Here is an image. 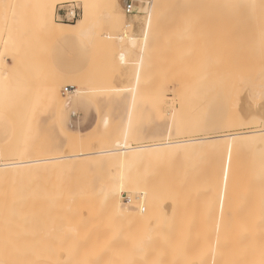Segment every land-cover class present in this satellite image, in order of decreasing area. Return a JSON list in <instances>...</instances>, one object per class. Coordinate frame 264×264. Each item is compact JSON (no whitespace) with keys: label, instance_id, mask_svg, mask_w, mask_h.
<instances>
[{"label":"rangeland","instance_id":"obj_1","mask_svg":"<svg viewBox=\"0 0 264 264\" xmlns=\"http://www.w3.org/2000/svg\"><path fill=\"white\" fill-rule=\"evenodd\" d=\"M127 2L134 5L135 12L132 15H125L123 11ZM35 3L36 0L12 1L13 7L10 5L8 9L11 14L10 22L8 21L9 24L7 23V25L6 23L0 25V29H3V25H5L3 31L0 30V35L2 34L0 46L7 44L5 40L9 38V34L6 35V31L7 33L10 32L12 41H14L10 52L5 50L6 47L0 49V163L14 162L25 157L50 158L66 154L71 155L78 153L79 150L89 153L88 156L81 158L82 165L76 170H45L28 174L20 179L19 183L9 185L20 190L25 189L28 192L29 198L25 202L26 205L28 204L27 207L23 204L24 207L21 206L17 209L21 211L20 213L26 212V217L28 213L29 218L35 217L33 221L36 217L37 219L40 218L41 221L36 219V222H39L36 224L40 226V228L37 226V229H43L41 226L43 227L47 221H51V224L47 223L49 226H44L48 232V229L59 228L60 225L58 224L63 223H55V220L58 219L59 222L61 217H63L61 219L66 218L65 220H68L69 209H78L77 205L80 201L78 200V202L76 198L79 197L78 191L81 192L80 189L97 190L102 184L112 186L110 178L112 174L118 171V166L107 155L90 153L110 146V144L113 145V142L119 143L120 134L127 121L129 99L137 66L140 68V78L130 120L129 138L133 146L164 142L166 132L171 125L173 137L171 141L242 133L260 127L261 123L258 119L264 116V38L260 40V35L264 32V24L256 23L254 20L253 0H91L88 24L82 29L75 27L67 35L59 38L51 37L47 29L36 24L33 11ZM73 8L80 11V17L77 21L82 20L83 3L79 0L57 3L54 6L53 20L57 24L76 25L77 21L63 22L57 17L58 10ZM15 11L17 12L15 13ZM148 11L151 14V27L150 33L145 35L143 26ZM65 36L70 38H62ZM143 46L144 50L142 49ZM1 72H4L5 75H1ZM51 89L57 91L60 100L70 104L61 115L52 110L53 107L47 96ZM176 93L177 95H175ZM221 143L225 148L228 145V140H223ZM254 143L255 141H244L240 137L235 139L231 150L233 159L230 163L232 162V165L229 167L231 179L230 177L227 178L224 184L225 188L221 191L222 197L213 209L214 216L210 219L203 217L205 225H201V217L198 214L193 216L192 211H190L189 232L191 233L192 230L194 236L189 234V238H187L190 239L192 236L194 239L191 240L195 243L199 239L196 236L199 235L202 243L205 242L207 246L202 245L201 240H198L199 242L196 241V243L200 245L190 242L191 248L195 247L201 250L200 247H196L201 246L203 250L198 251L200 255L204 254L203 256L209 260L213 258L215 263L220 261L219 259L223 255H225L224 258H221V261L225 262L223 264H231L229 262L239 260L240 257L239 253L235 254L236 251H231L233 247L230 242L232 241H227L229 244L225 245L227 248L231 246L229 250V248L222 247V245L220 247L216 243H212L213 246H210L208 245L211 243L210 239H204L208 236L210 229L214 227L213 222L217 212L218 214L223 211L227 213L219 229H227V233L239 237L241 241L239 252L250 253L253 250L264 249V247L252 246L253 242L264 245V149H260L257 143ZM224 153L226 154L225 151ZM219 155H215L208 148L202 149L190 145L186 153L169 155L166 157L167 159L158 161V164H155L159 171L155 168L157 174L150 183L151 193L153 194L155 191L153 195L158 194L160 189L165 187L169 196L174 195L177 186H188V176L208 183L213 174H219L221 163L228 158L227 156L226 158L223 157L225 156L223 153ZM218 160L220 164L216 169L213 167V163ZM227 160L229 162V159ZM227 160L224 161L226 164L222 163L224 168L227 167ZM178 169L181 176L178 174ZM132 171L138 172V167L132 168ZM173 176L176 178L175 182L172 181ZM233 180L234 192H230L227 187L231 185ZM89 195H87L88 198ZM53 196L59 198L60 203L57 199L54 201ZM72 197H76L74 202ZM122 201H128L127 194L122 195ZM166 204L168 208V202ZM170 205L166 212L172 210V203ZM55 206H57L58 211L59 208L61 210L60 215L58 214L60 217L56 216V212H53ZM95 206L92 205L90 211L92 209L94 219L92 226L96 227L90 225L92 229L90 228L91 231H88L90 233L87 236L92 241L94 237L99 238L100 232H102L100 227L103 223L99 225L100 223L97 222H101L104 218L100 217L102 211L100 206L98 204ZM175 210L173 209V211ZM49 212H53L50 219H48ZM71 212L73 213L74 210ZM177 213L174 212V214ZM169 214L167 213V217L164 218L170 221L162 216L165 220L163 226L160 225L163 219L161 220L158 215L160 217L158 219L161 221L157 226L160 225L159 227L165 228L164 231L167 230L165 233L169 235H165V237L169 241L173 240L172 243L175 241L174 245H169L170 248L168 249L171 251L161 249L156 245H153L155 247L147 245V247L153 248V251L156 248L154 252L149 249L151 252L148 254L149 257L147 256L149 250H144V247L139 249L137 247L132 250L133 247L130 242L128 243L129 246L126 244L132 239L134 241L136 237L139 238L138 235L136 237L133 235L134 238L130 239L131 233L124 234L120 231L126 238H129L131 234L128 240L125 238L126 245H122L123 242H121L120 251L116 250L120 256L122 252L123 257L118 258L120 256L115 252L117 261L120 259V262L116 263L114 251L111 250L112 247L114 250L116 247L120 248L116 243L115 246H110L109 250L112 255H108V249H106L108 247H101L102 250L100 248L99 253L96 247L93 248L96 250V252L93 250V254L98 259L93 255L88 264H98L95 263V260H97L96 262L102 260L104 251L107 257L111 255V259L114 261L109 257L108 259L111 260V263L113 262L112 264L114 262L124 264L126 263L125 260H128L127 258H132L131 261L133 259L139 260V256L143 255L144 252H146L147 261L150 258L148 264L151 260L153 264H172V262H175L173 264L177 262V264L181 262H183L181 264H188V256H183L184 252L192 255L197 250L192 248L187 251L189 240L183 236L184 233L187 234L185 236H188V230H186L187 233L185 231L182 233V228L177 227V225L182 224L176 223V217L179 216L173 214L175 216L173 219L172 212ZM44 215L45 218H43ZM158 216L153 219L156 220ZM42 219H45V224ZM105 219L112 223H107L108 225L111 224L109 228L117 226H115L116 220L113 222L114 219L110 215ZM138 220L135 223H139ZM152 221L147 222L155 227L156 223L154 224V221L151 223ZM167 222L171 228H168ZM203 225L204 227H202ZM46 227L49 228L46 229ZM62 227V232H64V223ZM104 227L106 228V226ZM153 227L150 228V234L152 233L154 237L156 235L153 233L155 231H152ZM61 228L59 230H62ZM137 228L133 230L135 231ZM201 228L204 230L201 231ZM140 229L142 230V228ZM52 230L47 234L52 233L51 235L56 241L59 240L57 239L59 237L64 243L66 242L65 245L61 243L63 245L61 249H70L71 247L68 246H70L71 240L68 242V239L77 233L69 235L66 234V232L68 233L66 231L60 235L61 232L58 234V232H54L56 229ZM137 231L139 230L137 229ZM161 231L158 232L159 234L156 231L158 238ZM174 231L178 232L174 233ZM93 232L94 234H92ZM179 232L182 233V238H180ZM30 235L32 236V234ZM49 235L47 236L50 237ZM210 235L214 237L216 234L212 235L210 232L209 237ZM35 236H32V239ZM30 238L29 236V240ZM51 238H46V242H42L43 248V244H45V250L48 248L50 240L52 241L50 246L53 244V238ZM76 238L78 239V236ZM76 238L73 240L74 242L77 240ZM95 238L94 241H96ZM254 238L257 240L254 241ZM178 240L180 245H178ZM183 240L186 244H183ZM37 241H35L36 244ZM56 241L54 242L55 247ZM33 242L31 243L33 244ZM184 245V249L181 250ZM214 245L216 248L219 247L218 250L223 248L220 253L217 251L220 255L214 254V251L209 253L214 249ZM43 248L42 250H44ZM216 248L215 250H217ZM61 249L60 251H64ZM160 249L161 251L164 250L162 254ZM194 249L195 251H193ZM206 249L209 252L206 251L205 253ZM224 249H227L231 256L227 258V252L222 254L226 251ZM141 250L143 253L140 252ZM132 251L136 252L137 256ZM180 252L183 255H180L181 258L178 261ZM197 253L193 254L198 255L199 253ZM127 254L128 257L124 258ZM196 255H194L195 258L193 256L195 260H197ZM157 257L159 261L163 259L162 263L158 261ZM171 257H173L172 260ZM174 257L177 259L176 261ZM200 257L198 262L201 264L214 263H209V260ZM104 258L106 260V257ZM144 258L146 257L143 255ZM193 258L192 256L189 257L190 264H199L197 261L195 263ZM108 259L106 260L107 263L109 262ZM122 259H125L124 262ZM143 259L140 258L139 261L141 262ZM147 261L143 264H147ZM207 261L209 262L207 263ZM101 262L106 264L104 259ZM133 262L128 261V263L135 264V261ZM221 263L218 262L217 264Z\"/></svg>","mask_w":264,"mask_h":264},{"label":"bare ground","instance_id":"obj_2","mask_svg":"<svg viewBox=\"0 0 264 264\" xmlns=\"http://www.w3.org/2000/svg\"><path fill=\"white\" fill-rule=\"evenodd\" d=\"M12 1L14 2V0H0V18H1L0 25L4 24V23H6V25H7L8 21L11 19L10 18L11 14L9 13L8 9H9V6L11 5ZM66 1H70V0H36L34 10H33L35 13L36 24L39 27L47 29L50 36L53 38H59L61 36L67 35L68 32L72 31V29L75 27H81V29H82L89 22L91 0H79L83 3L84 14H83L82 20L77 21L76 25L57 24L53 20L54 6L57 3L66 2ZM72 1H75V0H72ZM252 6H253L252 7L253 8V15L255 16V18H254L255 22L261 23L263 25L264 24V0H253ZM16 12L17 11H15V13ZM144 22H145L144 26H143L144 27V34L147 35L148 33H150V27H151V14L149 11L145 15ZM4 26L5 25H3V29H4ZM6 27L8 28V26H6ZM3 29L1 28L0 30L3 31ZM7 34H9V38H7L5 40V42L7 44H4V45L2 44L0 46V49H4L6 47L5 50L7 49L8 52H10L12 42H14V41H12L10 32L7 33V31H6V35ZM263 36H264V32L262 35H260V40L264 38ZM3 40H4V38H3ZM263 42H264V40H263ZM142 49L144 50V46ZM3 74H4V72H1V75H3ZM139 78H140V68H139V66H137L135 76H134L132 91H131V97L129 99V109H128L127 116H126L127 121H126V125H125L124 129L122 130V132L120 134L119 143L115 144L113 142V145L110 144V146L100 148V150H98L94 153H90L93 155H107L110 157V159H112L116 163V165L118 166V171L115 174H112V176L110 178V182L112 183V186H108L107 184H102V185L100 184L101 186H99L97 188V190H88V191H86L82 187L84 190L80 189L81 192L78 191L79 197L78 198L75 197L77 199V201L78 200L80 201V202L78 201L79 202L77 205L78 209L72 208V210L69 209L70 211H68L67 216L72 215V217L69 216L68 220H65L66 218L61 219V218H63V217H61L59 219V222H58V219L55 220L56 222L53 220L55 223L63 222L65 228H64V232H62L63 231V229H62L63 223L62 224L60 223L58 225H60L59 228L62 227L61 228L62 230H59V228L53 227V228H50L51 231H53L52 229H54V230L56 229V231H54V232H56V233L58 232V234H59V232H61L60 235H63L66 231H68V233L66 232V234H69V235L70 234L73 235L74 233H77V235L72 236V238L70 236L69 237L70 239H68V242H70V240H71V244H69L70 246H68V247H71L70 249H67V250H65V248L61 249V248H63V245L66 244V242L64 243V241L61 240L59 237L57 239H59L60 241L59 240L56 241V239L53 238L54 236L52 237V235H51L52 233H49L50 235L47 234L48 232H51V231L48 229L49 227H46V229H48V232H46V230L44 229L45 228L44 226H46L47 223L51 224L50 223L51 221L46 222L45 219H42V220H44L43 223L45 224V222H46V224L43 225V227L41 226V228H43V229L39 230V229H37L38 227L40 228V226L37 225V224H39V222H36L37 217L33 221V218H35V217L29 218L28 217L29 213L27 214V217L25 215L26 212H22L23 214L20 213L21 211H19L17 208H21V206L24 207V205H26L25 202L29 198L28 192L25 189L20 190V189H17L15 187H11L9 185L12 183L13 184L19 183L18 181H20V179L24 178L28 174L43 172L45 170H56V171L66 170V169L76 170L78 167H81V165H82L81 158L84 156H88L89 153L79 150L78 153L71 154V155L66 154V155H60V156L50 157V158L49 157H46V158L45 157H43V158H36V157L26 158L25 157V158H21L20 160H17L14 162H1L0 163V264H88L91 262L92 256L94 255L93 250L95 252L97 250V252H98L101 247H104V248L108 247V248H106V249H108V255L109 254L112 255V253L110 252L109 249L111 248L110 247L111 245L115 246L116 243H118L117 246L119 245L120 248L116 247L117 249L115 248V250H114V248L112 247L111 250L113 249V251H114L113 254H115L116 263H119L120 259L118 260L119 261L118 262L117 258H116V253L118 254V252H116V250L120 251L121 242H123L122 245H126V244L128 245V243L130 242V245L133 247L132 250H134L137 247H138L137 249H139L140 247H142V248L144 247V250L145 249H147V250L152 249L151 252H154V251H156V248H154V251H153V248H151V247H155L153 245H156V246L160 247L161 249L163 248V249L169 250L168 249V248H170L169 245H171V244L174 245L175 241H174V243H172L173 240L169 241L165 237V235L166 236L169 235V234L167 235L165 233L167 230L164 231L165 228L163 229L162 227H159L161 224L163 226V223L165 221L164 219H166L164 217L166 216L167 213L169 214L170 212H172V215H173L174 212L175 213L178 212L177 214H174V215L179 216L181 219L179 217H178L179 219L176 217L177 221L176 220L175 221H176V223L179 222L178 224H182V225H177V227L180 226V229L181 228L183 229V231L181 229L182 233H184V231L186 232V230H188V236H185V235H187L185 233L183 236V238L186 237V239L189 238V234H192V230H191V233L189 232V229H190V218H189V216L191 214L190 211H192L193 216L198 214L201 217V220H200L201 225L202 224L205 225V223L203 221V217L205 219H210L212 216H214V210H213L214 206L221 199V197H222L221 191L223 188H225L224 184L226 183L227 178L230 177L229 167H231L232 162L230 163V161H232L231 159H233V155L231 157V152H232L231 150L233 149L235 139L237 137H240L244 141H250V140L255 141V143H257V145L260 149H262V148L264 149V116H262L258 119L259 123H261L260 127L258 129H253V130L242 132V133L238 132V133H230V134L215 135V136H204L202 138L179 140V141H175V140L171 141V139H173V137L171 135V132H172V125H171L169 127V130H167V132H166L164 142L152 143V144H150V143L149 144H139V145L133 146L129 140V138H130V120L132 117V110H133L134 103H135L136 96H137V87H138V83H139ZM65 90L68 91V89H65ZM178 93H179V91H178ZM175 95H177V93ZM47 96H48V99H49V101L53 107L52 110H54L58 114V109L61 106L63 101L60 100V97L58 96L57 91L54 89H51L48 91ZM56 117H57V115H56ZM226 139L228 140V145L224 148V146H222L221 141L226 140ZM190 145H194V146H196L198 148H202V149L208 148L215 155H217V154L222 155V153H223L225 155L223 157L226 158V156H227L228 157L227 159H229V162L225 158H224L225 160H223V162L227 160L226 166L228 168L227 167H226L227 169L224 168L223 164H222L223 162H222L221 163V170L219 171V174L218 173L213 174L212 178L208 181V183L204 180H203L204 182L203 181L201 182V181H198V180L188 176V186H186V185L177 186L174 195L169 196L165 187H162L160 189V191L158 192V194L155 193V195H153L155 191L153 192V194L151 193L152 188H150V183L152 182L153 178L156 177L155 175L157 174V173H155V168L157 166L155 163L158 164V161H161L162 159L168 157L169 155L170 156L171 155H180V154L186 153L188 151ZM224 151L226 152V154L227 153L228 154L226 155L224 153ZM219 164H220L219 160L215 161L213 163V167L217 169V166H219ZM136 166L138 167V172L134 173V171H132V168H135ZM163 168H164V166H163ZM179 171L180 170L178 169V174H179ZM185 171H187V170H185ZM179 176H181V175L179 174ZM175 177H176V175H175ZM175 177L172 179L173 182L176 181ZM230 179H231V177H230ZM233 184H234V180L232 181L231 185L227 187V189L230 192H234L233 191L234 190ZM173 186L175 188L174 183H173ZM124 193L127 194V197H128L127 202L122 201V195ZM88 194H90L89 198L87 196ZM73 198L74 197H72V200L74 202V200H76V199L75 198L73 199ZM53 199H55L54 201H56L57 198H54V196H53ZM82 199H84V200L81 202ZM87 199L89 200V203H88ZM57 201H59V198L57 199ZM85 201L87 202L86 205H85ZM94 202H95V204H94ZM167 202L169 205L168 208H167V204H166ZM59 203H60V201H59ZM71 203H72V201H71ZM75 203H77V202L75 201ZM90 203H91V205H90ZM171 203L173 206L172 210L170 212H169V210L166 212V209H169V207L171 206L170 205ZM96 204H98L100 206V209L102 210L100 213L101 215L99 214L100 217H104L101 222H97V223H100L99 225H101L103 223V225L106 226L107 229L102 225L100 227L101 228L100 231H102V232H100V235L101 234L102 235L101 236L99 235L98 239H96L94 237L96 241H94V238L92 241V239L90 240V238L87 237L88 233H90L88 231L89 230L91 231L92 227H96V226H92L94 219L92 217L93 213L91 212L92 209L90 211V207L92 205L95 206ZM27 205L25 207H27ZM86 207H88V208L85 209ZM95 207H97V206H95ZM56 208H57V206H55V211H53V210L52 211L56 212V216H59L61 213L60 212L61 210L59 208V211H58V209H56ZM68 208H71V207H68ZM51 209H52V207H51ZM173 209L174 210L176 209V210L173 211ZM73 210H74V212L72 213L71 211H73ZM57 211H58V213H57ZM185 211H187L188 213ZM53 212L48 213V214H50V216L48 215L49 216L48 219H50L51 213L53 214ZM99 212H100V210H99ZM157 213H159V214H157ZM94 214H95V212H94ZM107 214L110 215L114 219L113 222H115V220H116V222L123 224L124 226L118 225L115 222V226L116 225L117 226L114 228L113 227L109 228V226L112 223L107 221V219H105L106 217H108ZM41 215H42V212H41ZM158 215L161 217V220L163 218L164 219L162 221L159 220L160 217ZM169 215H171V214H169ZM169 215H168V217H169ZM174 215L172 216L173 219L175 218ZM155 216H158V217H156L157 222L155 219H153V218H155ZM162 216H163V218H162ZM226 216H227V213L225 211H223L220 214H218V212H217L215 220L213 222L214 227L210 229V232H212V235L213 234H216V235L214 237L210 235V237H209V234H210V232H209V234H207L208 236L206 235L207 237H204V239L205 238L210 239L211 243H209V244L207 243V244L210 246H213L211 244L216 243L220 247L222 245V247L224 246L225 248H227L225 245H228L229 244L228 242L232 241V242H230V245H232L233 249H231L230 245H229L230 248L229 247L228 248H229V250L231 249L232 252L236 251L235 254L239 253L240 255L239 254L238 255L240 257H239V260H236L237 262L231 261L229 263H231V264H236V263L237 264H264V249L258 250V251L253 250L250 253L239 252L238 250L240 249V242H241L239 237L237 235L227 233V229H222V230L219 229V226L222 223V220L224 218H226ZM43 218H45V215ZM38 219L40 220V218H38ZM90 219L93 221H91ZM134 219H136V220L139 219L137 221L139 223H135L136 220H134ZM63 220H65V221H63ZM144 220H146V221H144ZM149 220H151V221L155 220L154 221V224L156 223L155 227H153L152 224L151 225L148 224V223H150V222H147ZM166 220L170 221L168 219H166ZM180 220H181V222H180ZM153 221L151 223H153ZM160 221L162 223H160ZM31 222H33V223L31 224ZM133 222H134V224H132ZM34 223H35V225H34ZM107 223H111V224L108 225ZM158 223H160V225L157 226ZM167 223H168L167 224L168 228H171L169 226V222H167ZM183 223L186 226H184ZM99 225H97V226L99 227ZM132 225H134V226H132ZM139 225H141V226H139ZM204 225L202 227H204ZM33 226H35V227H33ZM47 226H49V225H47ZM120 226H122L123 229ZM128 226L129 227L131 226V227L129 228ZM151 226L153 227L152 231H155L153 233H155V235L157 237L156 236L153 237L152 233L150 234ZM164 226H166V224H164ZM174 226H176V225H174ZM55 227H57V225ZM187 227H188V229H187ZM102 228H104V229H102ZM124 228H126L127 230H125ZM134 228H137L139 231H137V229H135V231H134L133 230ZM140 228H142V230ZM173 228L175 230H178L175 227H173ZM217 228H218V230H217ZM162 229H163L164 233L161 231ZM166 229H167V227H166ZM37 230H38V232H37ZM202 230H204V229L201 228V231ZM206 230L207 229L205 228V231ZM43 231H44V233H43ZM120 231L123 232L124 234H127V232L131 233L132 234L131 238H130L131 234L130 235L128 234L130 239H132L133 235H135V237H136V235H138L139 238L136 237L134 241L132 239L133 242L128 241L125 244L124 241H125L126 237L124 234H121ZM132 231H134V232L132 233ZM142 231H144V232H142ZM156 231H157V234H159L158 232L161 231L159 238H158V235L156 234ZM175 232H178V231H174V233ZM181 232H179L181 234L180 238H182ZM179 233H177V235H179ZM30 234H32V236H35V235L36 236L32 239V236ZM46 234L49 235L50 237H48ZM92 234H94V232ZM128 235H126V236H128ZM29 236L31 237L30 240H29ZM76 236H78V239L76 238ZM141 236H142V238H141ZM174 236L176 237L175 234H174ZM192 236H194V235L192 234ZM192 236H190V239H188L189 242L187 244H188L189 248L187 247V249H188L187 251H190V249L195 248V247L191 248V243L194 242L191 240V239H194V238H192ZM39 237H40V240H39ZM41 237H43V239H41ZM44 237H46L47 239L51 238V237L53 238V244H52L53 246L52 245L50 246V243H52V241L50 239H49L50 241L48 240L49 241V243H48L49 246L47 248L48 250L47 249L45 250V244H43L44 248L42 247V242L43 241L46 242V238H44ZM170 237H172V236H170ZM175 237H174V240H176ZM196 237H199V239L196 238L199 241L201 240L199 235ZM35 238H36V240H34ZM63 238H64V236H63ZM75 238L77 240L74 242L73 240H75ZM129 238L127 237L126 239L128 240ZM169 239H171V238H169ZM177 239H179V238L177 237ZM202 239H203V237H202ZM204 239H203V241H204ZM54 240L56 241V247H55V243H54L55 241ZM198 240H196V241L199 242ZM256 240L257 239L254 238V241H256ZM32 241H34L33 244L31 243ZM35 241H37V244L35 243ZM184 241L185 240H183L182 242H184ZM196 241L193 244L198 245L199 243L197 244ZM40 242H41V244H40ZM57 242H59V243H57ZM252 242H253V239H252ZM200 243H202V240ZM38 244H39V246H38ZM48 244H46V245H48ZM140 244H141V246H139ZM183 244H186V242H184ZM203 244H205V242L202 243V245ZM32 245L35 248H33ZM60 245H61V247H60ZM147 245H150L151 247L150 246L147 247ZM178 245H180L179 240H178ZM195 245H193V246H195ZM40 246H41V248H40ZM204 246H206V244ZM252 246L253 247H256V246L264 247L263 244H259L256 242H253ZM95 247L97 248L96 250L93 249ZM145 247H147V248H145ZM184 247H185V245L183 246V248L181 250H183ZM196 247H200L199 249L203 250V248L201 246H196ZM42 248L44 250H42ZM175 248H177V246ZM210 248H212V247H210ZM215 248L216 247L214 245V249L210 252H209V250H207L209 248H207L205 250V253H206V251L209 253L214 251L213 252L214 254L215 253L218 254L221 252L220 250L223 249V248H221L218 250L219 247H217L216 248L217 250H215ZM60 249L64 250V251H60ZM157 249H159V248H157ZM161 249H160V251H161ZM195 249L193 251H195ZM227 249H224L226 251L222 252V254L223 253L225 254V252H227V254H228ZM33 250H34V252H33ZM101 250H102V248H101ZM126 250H128V249H126ZM196 250L197 251L193 252V253H197L198 251L201 252V250H198V248ZM162 251H164V250H162ZM162 251L160 252L161 254H162ZM169 251H171V250H169ZM217 251H219V252L217 253ZM140 252H142V250ZM140 252H138V253L140 254ZM147 252H148L147 256L150 257V255H148L149 253L151 254L150 250ZM200 252H198L199 254L197 253L199 256L196 254H193V253L191 255L188 252H184L185 253L184 255H183V253L180 252L179 256L181 254L183 256L186 255L185 257L188 256L187 261H188V264H190L191 258L189 259V257L192 256V258H193V256L196 255L197 260L194 259L195 256H194L193 260H195V263H196V261H197V263H199L198 262L200 260L199 257L200 256H201L200 258L204 257L203 256L204 254L200 255ZM132 253L136 255V252L134 253V251H132ZM187 253H188V255H187ZM122 254L123 253L121 252V256H120V253H119L118 256H120V257H118V256L117 257L118 258L123 257ZM139 254H138V256H139ZM145 254H146V252L143 253L144 257H146V258L143 259L142 254H141L142 257L141 256H139V257L142 258L143 260L146 259V261H147V256ZM175 254H177V253H175ZM214 254H213V256H214ZM233 254H232V256H233ZM111 255H110V257L108 256L110 259H111ZM129 255H130V253H129ZM132 255H131V257H132ZM163 255L165 256V254H163ZM163 255H162V258H163ZM218 255H220V254H218ZM179 256H178V261H180L179 258H181V256L180 257ZM224 256L225 255H223L222 257L220 256V257L224 258ZM229 256H231V255H229V254H228V256L226 255L227 258ZM94 257L96 258L95 255H94ZM104 257H106V260L108 259L107 254H105V251H104V255L102 258L104 259V262H106ZM125 257L127 258L128 254H127V256L125 255L124 258ZM185 257H183V258H185ZM209 257L211 258V255ZM226 257H225V259H226ZM113 258H114V255H113ZM136 258H138V257H136ZM140 258H139V260H140ZM160 258H161V256H160ZM221 258L219 259L220 261H218V262L219 263L222 262L221 264L225 263V262H223V260L221 261ZM96 259H98V258H96ZM110 259H108V260H109L110 264H112L113 263V262L111 263L112 259L111 260ZM127 259L128 260L122 259L123 262H124V260L126 262L124 264H132V263H134L133 261H135V264H140L143 261L142 260L140 262L139 260H135V259H133V261H131L132 258L131 259L127 258ZM164 259H165V257H164ZM172 259H173V257H171V260ZM204 259L209 260V258H205V257H204ZM216 259H214V260H216ZM102 260H99L98 262H96L97 260H95V263L102 264V262H101ZM162 260L159 261V258H158V261L161 263H162ZM174 260L176 261L177 259L175 258ZM231 260H233V258ZM112 261H114V260H112ZM128 261H130L132 263H128ZM137 261H138V263H136ZM146 261H143V263H146ZM148 261H150V258ZM148 261H147V264H148ZM156 261H157V259H156ZM201 261H202V259H201ZM209 261H207V263L208 262L209 263L214 262L213 258H211ZM99 262H101V263H99ZM109 262L108 263L106 262V264H109ZM218 262L216 261V263L214 262L213 264H217ZM116 263L114 262V264H116ZM143 263H141V264H143ZM151 263H152V260H151L150 264ZM173 263H175V262H172V264ZM181 263H183V262H181ZM103 264H105V263H103ZM120 264H122V263H120ZM199 264H201V263H199Z\"/></svg>","mask_w":264,"mask_h":264},{"label":"built area","instance_id":"obj_3","mask_svg":"<svg viewBox=\"0 0 264 264\" xmlns=\"http://www.w3.org/2000/svg\"><path fill=\"white\" fill-rule=\"evenodd\" d=\"M123 11L125 15H132L134 13V5L127 2ZM57 17L63 22H76L80 17V11L77 8L61 9L58 10Z\"/></svg>","mask_w":264,"mask_h":264},{"label":"crops","instance_id":"obj_4","mask_svg":"<svg viewBox=\"0 0 264 264\" xmlns=\"http://www.w3.org/2000/svg\"><path fill=\"white\" fill-rule=\"evenodd\" d=\"M135 12V11H134ZM70 36V35H69ZM68 36H65V37H62V38H67ZM68 38H70V37H68ZM69 103L68 102H66V103H64V102H62V104H61V106L59 107V109H58V115H61L62 113H63V111H65L68 107H69Z\"/></svg>","mask_w":264,"mask_h":264}]
</instances>
